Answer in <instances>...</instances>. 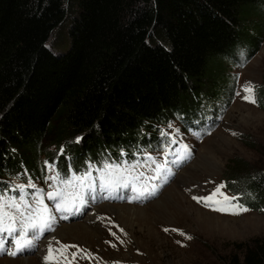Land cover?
<instances>
[{
  "label": "trees",
  "instance_id": "1",
  "mask_svg": "<svg viewBox=\"0 0 264 264\" xmlns=\"http://www.w3.org/2000/svg\"><path fill=\"white\" fill-rule=\"evenodd\" d=\"M261 1L0 0V190L41 180L43 162L66 173L122 150L156 152L174 118L188 132L209 131L204 101L234 88L230 71L212 74L258 52L243 13H259ZM60 27L64 42L48 47ZM257 104L264 110V97ZM46 141L62 155L41 153ZM223 182L236 202L264 212V169L233 158ZM238 252L227 264H264L262 241Z\"/></svg>",
  "mask_w": 264,
  "mask_h": 264
},
{
  "label": "rangeland",
  "instance_id": "2",
  "mask_svg": "<svg viewBox=\"0 0 264 264\" xmlns=\"http://www.w3.org/2000/svg\"><path fill=\"white\" fill-rule=\"evenodd\" d=\"M263 3L261 1L258 5L262 7ZM247 11L248 8L243 13L244 31L249 38L252 36L261 39L262 43L258 52L243 67L226 65L220 68L221 72L212 74V79L219 81L223 70V76L226 71H230L232 76L225 77V85H233L234 88L227 98L215 92L204 101L206 108L212 109L208 112L213 120L209 134L197 138L196 134L205 132L186 131L178 118L171 121V128L169 125L163 127L173 132L177 141L182 143L179 147L182 156L189 158L192 154V158L183 166H168L171 172H163L158 178L155 167L147 169L145 179L144 176H139L141 169L136 170L138 174L132 173L126 177L125 183L129 178H134L140 186L144 183L151 190L155 189V194L148 196L146 202L135 199L132 205L109 202L94 206L87 204L82 210L80 206L79 210L73 209V213L55 211L54 202L50 205L44 202L55 217L51 230L44 231L46 236L35 246L32 254L14 259L3 257L0 258V264H18L26 259H35L37 264H45V259L43 260L38 250L43 249L48 253L50 245L53 249H58L61 244L78 246L80 252L76 260L72 261V253L77 249L69 248L64 254L68 261L56 257L55 264H61L62 261L63 264H227L230 257L239 255L238 251L244 244L264 242V212L249 210L238 215L231 214L236 209L225 201L224 196L233 197L225 187L207 206L203 201L193 199L194 196L207 197L219 185H224L223 174L233 158L243 160L252 169H264V110L257 104V98L264 97V7L259 9V13ZM64 32V27L55 31L48 47L62 44ZM242 40L248 41V38L243 37ZM238 54L241 59L248 57L245 48H240ZM248 87L253 91L245 92L244 89ZM245 96L248 100L244 99ZM252 99H255V103L249 102ZM203 122L207 128L208 118ZM63 150H55L53 142L46 141L41 153L61 156ZM45 158L44 155L41 156L42 160ZM192 162L193 165L188 168ZM186 168L187 172L182 173ZM168 175L171 178L167 181ZM6 188H2L0 193ZM64 194L67 199H71L67 191ZM166 195L170 196L171 204L157 208L154 202L164 199ZM104 206L116 209L125 206L142 208L148 218L130 219L97 209H104ZM214 207L223 208L224 211H214ZM208 215L219 218V222L210 224L198 220L199 216ZM69 225H83L89 231H82L81 234L77 233L78 236L66 239L56 235L61 227ZM45 238L52 243L43 247ZM49 264L53 262L49 261Z\"/></svg>",
  "mask_w": 264,
  "mask_h": 264
},
{
  "label": "snow or ice",
  "instance_id": "3",
  "mask_svg": "<svg viewBox=\"0 0 264 264\" xmlns=\"http://www.w3.org/2000/svg\"><path fill=\"white\" fill-rule=\"evenodd\" d=\"M245 92H252L251 87L245 88ZM239 95V93H237ZM248 100V97H244ZM251 103H255V99L249 100ZM169 127L172 124L169 123ZM162 135H168L167 133H162ZM80 137L77 138L76 142L79 143ZM175 143V141H171ZM121 155H124L123 150ZM169 153L165 152V157ZM186 157H180L178 160L169 162L167 159L163 163H158L157 160L152 156H146L144 161L141 162L137 159L135 162L128 165V167H122L120 164H112L105 162L103 164V170L107 175V179L100 175V169H94L91 164H89L88 169L80 174L71 172V175H61V173L56 172L55 175L47 177L48 181H51L52 191L45 192L43 189H37L34 182L29 180L27 184H19L15 187L5 189L3 193H0V255L7 254L11 256H16L17 252L25 248H31L36 239H38L45 230H51L52 221L55 219L51 215V211L47 205L44 204V198L54 202L55 211L61 213H71L73 209L79 210V206L86 203V196H92L97 189L102 193H108L104 198H112L111 192L117 187H127V184H120L118 180L111 179L114 173H119L121 176L125 172H131L137 168L144 167L150 164L155 165V172L157 178L163 172H171L168 167L169 163H179L180 160ZM124 164H128L127 161ZM52 169V166H48ZM97 172V177H93L92 172ZM144 173L140 172L139 176H143ZM97 179H99V184L97 185ZM224 185H219L212 193L207 197H196L193 199L197 202L203 201L205 205H208L209 201H212L213 197L218 193H221ZM26 189H32V192L26 191ZM65 191H67L71 199H67L65 196ZM137 195L133 199H144L148 196L155 194V189L149 190L147 187L143 189L133 188ZM9 192L17 193V195H8ZM94 198V197H93ZM225 201L228 202L230 207L236 209L235 212L231 214L238 215L241 212H247L249 209L243 207L241 204L232 203V201H238V197H227L224 196ZM214 211H224L223 208L214 207ZM121 231H123L121 229ZM167 231V229H165ZM115 235V233H113ZM191 238V237H187ZM11 241V243L9 242ZM15 246V250H11L12 246ZM57 244H60L57 241ZM69 248H76L77 251L72 253V261L76 260L77 254L80 252L78 246L75 245H60V248L53 249L51 245L48 248V253L45 256V264H49L52 261L55 264L56 257H62L63 261H68V257L64 255ZM63 261L61 264H63ZM71 264V262H69Z\"/></svg>",
  "mask_w": 264,
  "mask_h": 264
},
{
  "label": "bare ground",
  "instance_id": "4",
  "mask_svg": "<svg viewBox=\"0 0 264 264\" xmlns=\"http://www.w3.org/2000/svg\"><path fill=\"white\" fill-rule=\"evenodd\" d=\"M193 165V162L190 164V166L188 168H190L191 166ZM186 168L185 170L182 171V173H185L187 172V169ZM165 195V194H164ZM168 195V194H167ZM164 196L165 198L162 199H158L157 201L154 202V205L157 207V208H160L161 206H166L167 204H171L172 200H170V196L167 197ZM152 204V203H151ZM172 206V205H171ZM99 211H109L113 214H116V215H119V216H125V217H129L130 219H134L137 217H140L139 220H145L146 218H148L147 214L145 213L146 211L142 208L138 209V208H134V207H122V208H114V207H111V206H104V209H102V207L100 208H97ZM98 213V212H97ZM106 213V212H105ZM202 216V215H201ZM199 216L198 217V220L199 221H206L204 223H210L212 222V224L214 223H218L219 222V218H216V217H213V216H210L208 215L207 217L211 218H207L205 216L201 217ZM95 219V218H94ZM121 220V219H120ZM138 221V220H137ZM133 222V221H132ZM86 232V231H89L87 230L86 228H84L83 225H69V226H63L61 227L57 232H56V235L58 237H62L63 239H66L67 237L71 236V237H76L78 236L77 233H80V232ZM81 234V233H80ZM55 235V236H56ZM88 235V234H87ZM49 237V236H48ZM47 238V237H46ZM44 240L43 242V247H46L48 246L49 244H51L52 242H50L49 240ZM74 239V238H73ZM40 251V255L43 256V260L45 259V256L47 255V253L42 249V250H38ZM37 251V252H38ZM35 260V259H34ZM33 259H26V260H23L22 262H19L18 264H37Z\"/></svg>",
  "mask_w": 264,
  "mask_h": 264
}]
</instances>
